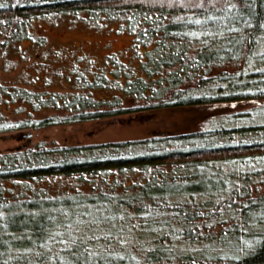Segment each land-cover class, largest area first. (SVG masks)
Returning <instances> with one entry per match:
<instances>
[{
	"label": "trees",
	"instance_id": "16d2710c",
	"mask_svg": "<svg viewBox=\"0 0 264 264\" xmlns=\"http://www.w3.org/2000/svg\"><path fill=\"white\" fill-rule=\"evenodd\" d=\"M64 14L98 24L103 18L119 21L134 35L139 66L109 55L105 67L71 79L78 85L72 93L0 83V131L23 137L27 128L126 114L149 121L174 110L196 111L194 125L107 143L43 138L1 152L0 264H44L53 258L84 263L102 242L111 246L106 239L113 227L128 224L133 232H147L141 245L153 242L142 251L145 264L173 256L176 239L169 229H181L177 238L192 242L197 234L224 244L238 239L236 249L244 252L222 264H264V229L258 225L264 191L252 189L264 183V121L232 124L225 115L212 114L214 108L264 100V0H0V55L12 47L19 51L27 40L44 46L47 37L35 22ZM2 103L17 104L14 118ZM62 177L74 186L50 190ZM85 190L81 202L98 215L87 220L79 211L86 220H72L61 232L62 223L49 216L76 217L82 197L64 199ZM156 225L167 232L152 240L148 235L156 236L151 228ZM128 240L132 245L133 238ZM18 249L30 250L11 258Z\"/></svg>",
	"mask_w": 264,
	"mask_h": 264
},
{
	"label": "rangeland",
	"instance_id": "374dc122",
	"mask_svg": "<svg viewBox=\"0 0 264 264\" xmlns=\"http://www.w3.org/2000/svg\"><path fill=\"white\" fill-rule=\"evenodd\" d=\"M121 27L123 26L119 21L110 18H103L99 24L82 17L65 14L41 18L35 22V29L45 34L47 37L46 44L38 46L27 40L20 45L19 51L12 47L9 53L3 54L4 56L0 55V83L4 86L26 87L33 91L41 89L46 93H72L78 88V85L72 80H75L80 74L88 72L89 69L88 73L105 67L108 64L107 57L109 55H118L122 62L139 66V62L135 57L134 35ZM261 49H264V45ZM108 66L112 67L113 65L109 64ZM101 94V92H95L96 96ZM106 95H110V92L107 91ZM2 104L5 106V111L10 112L9 117L14 118L17 104L14 106H8L7 103ZM203 110L209 109L204 108ZM205 111L201 112L200 110L197 112H201L202 115L204 113L211 115V113ZM194 112L196 111H160L155 118L149 121L145 120V117H141V120L139 117L132 119L129 114H126L117 119L103 118L40 129L27 128L24 131L25 134L32 133V136L29 137L30 140L26 136H17L15 130L0 131V153L10 149H19L26 142L34 144L43 138H46L49 142L55 140L60 144H94L144 139L157 131L176 126L194 125L190 122L191 119L195 118V116L191 118ZM212 114L216 117L225 115L231 120L230 123L232 124L257 123L264 121V100L261 99L258 102L243 101L227 107L214 108ZM20 138L23 140H20ZM243 166L245 167V165ZM61 179L51 182L49 185L50 190H59L65 185L66 188L74 186L72 182L67 183V179L63 177ZM43 183L45 184V182ZM252 187L254 190L260 187L261 191H264V183L257 182ZM86 195L85 190L78 195L70 193L67 199H64L65 201L73 200L74 202L82 197L81 200L76 201L78 204L80 203V206L75 204L78 205L76 206L77 209L80 208L76 217L73 218L72 215L67 213L49 216V220L51 219L53 223H62L58 230L62 232L70 228L72 220L77 224L84 222L86 218L81 217L79 211H84L89 215L87 220L96 218V215H98L96 208H93L87 202H81L87 199ZM104 218L108 221H114L109 216H104ZM261 220H263L262 223L258 225L263 230L264 214L261 215ZM201 225L199 227H202ZM112 226H115L114 222ZM194 227L195 229L199 228L196 225ZM151 228L156 231L154 232L156 236L148 235L151 236V239L161 238L162 233L167 232L166 229H160L158 225ZM180 230L172 231V229H169V232H167L173 237L175 236L176 239L172 244L175 248L173 256L167 258L166 261H153L147 264H222L226 257L241 255L244 252L236 249L239 245L238 239L229 240V243L224 244V242L221 240L220 242L219 239L213 236L201 239V236L199 237L197 234V239L192 242L190 237L185 238L183 235L177 238ZM218 230L219 227H216L217 234ZM113 233L119 234L114 236ZM200 233L205 235L206 231L200 230ZM146 234V231L137 230L133 232L129 224L115 229L113 227L112 233L106 239V243H110L111 246L106 247V244L102 242L104 244L102 249H99L96 253L93 252L84 263L65 258L55 261L53 258L52 261L50 260V262L44 264H145L141 261L142 251L146 245L150 246L153 243L146 242V245H141L144 240L142 237L147 236ZM128 237L133 238L132 245L129 244ZM113 241L116 243L114 244ZM250 245L248 242L244 243L245 247L251 248ZM42 248V250H46L48 247L43 245ZM28 250L30 249H18L11 252L10 256L13 258V256L28 252Z\"/></svg>",
	"mask_w": 264,
	"mask_h": 264
},
{
	"label": "water",
	"instance_id": "95a60500",
	"mask_svg": "<svg viewBox=\"0 0 264 264\" xmlns=\"http://www.w3.org/2000/svg\"><path fill=\"white\" fill-rule=\"evenodd\" d=\"M24 136L31 137L32 136V133L25 134Z\"/></svg>",
	"mask_w": 264,
	"mask_h": 264
}]
</instances>
